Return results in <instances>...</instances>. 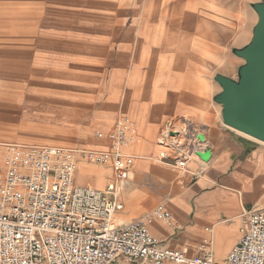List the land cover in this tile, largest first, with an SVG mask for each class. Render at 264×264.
I'll return each mask as SVG.
<instances>
[{
  "label": "crops",
  "instance_id": "1",
  "mask_svg": "<svg viewBox=\"0 0 264 264\" xmlns=\"http://www.w3.org/2000/svg\"><path fill=\"white\" fill-rule=\"evenodd\" d=\"M259 1L196 0L194 16L183 22L184 38L169 31L159 37L153 30L140 33L162 21H139L131 14L122 21L118 6L110 13L81 9L51 16L36 55L37 66L45 69L43 87L36 101L23 105L24 117L41 138L71 131L76 144L22 139L0 144L107 150V134L120 115L126 116L141 141L122 148L134 163L115 224L142 220L164 247L194 255L205 246L215 264H227L241 238L244 213L264 209V142L224 124L223 107L214 100L222 91L215 76L235 79L243 63L237 65L228 48L250 42L258 18L252 5ZM222 22L232 29L224 28L219 38ZM168 127L172 134L179 132L175 138L187 158L182 168L174 166L178 153L167 145ZM98 132L104 136L97 137ZM162 151L167 159H161ZM75 156L77 165L82 163L75 185L104 190L112 179L111 165ZM158 205L170 212V222L151 215Z\"/></svg>",
  "mask_w": 264,
  "mask_h": 264
},
{
  "label": "built area",
  "instance_id": "2",
  "mask_svg": "<svg viewBox=\"0 0 264 264\" xmlns=\"http://www.w3.org/2000/svg\"><path fill=\"white\" fill-rule=\"evenodd\" d=\"M116 124L107 134V150L0 144V264H215L205 246L194 255L164 247L142 220L115 224L134 163L122 148L141 141L126 116ZM178 133L168 130L165 138L178 153L175 168H182L187 158ZM76 154L92 164L111 165L112 179L104 190L75 185ZM168 155L162 151L161 159ZM151 215L167 222L172 218L163 205ZM241 231L226 263L264 264V209L247 210Z\"/></svg>",
  "mask_w": 264,
  "mask_h": 264
},
{
  "label": "rangeland",
  "instance_id": "3",
  "mask_svg": "<svg viewBox=\"0 0 264 264\" xmlns=\"http://www.w3.org/2000/svg\"><path fill=\"white\" fill-rule=\"evenodd\" d=\"M196 0H0V141L29 140L47 144H76L72 140L74 133L62 134L50 132L41 138L40 133H33L35 125L24 117L23 105L37 100V92L43 87L40 77L45 69L37 66L36 55L40 48L41 29L52 20L51 16L63 12H77L81 9L86 13L111 12V8L119 7L121 19L125 21L131 14L137 20L162 21L157 28L141 31H154L158 37L170 33L171 36L184 38L188 29L183 22L192 18L196 12L191 8ZM226 3L228 0H224ZM220 5L223 0H217ZM237 0H231V4ZM198 13V12H197ZM171 20L172 24L167 22ZM220 20V19H218ZM170 28H169V27ZM219 38L232 29L229 24L218 23ZM233 32L238 25L233 24ZM180 32V33H179ZM44 37V36H43ZM220 41V40H219ZM241 43L235 40V44ZM221 52V49L220 51ZM228 52L233 54L231 47ZM239 64L244 63L238 57ZM221 60L223 58H220ZM237 66H235L236 70ZM235 80L238 73L234 74ZM41 138L38 140L35 138ZM84 138V137H83ZM82 163L77 165L80 170Z\"/></svg>",
  "mask_w": 264,
  "mask_h": 264
},
{
  "label": "water",
  "instance_id": "4",
  "mask_svg": "<svg viewBox=\"0 0 264 264\" xmlns=\"http://www.w3.org/2000/svg\"><path fill=\"white\" fill-rule=\"evenodd\" d=\"M257 13L250 42L233 53L244 59L238 79L216 75L222 91L214 100L222 105V121L230 128L264 142V0L253 3Z\"/></svg>",
  "mask_w": 264,
  "mask_h": 264
},
{
  "label": "bare ground",
  "instance_id": "5",
  "mask_svg": "<svg viewBox=\"0 0 264 264\" xmlns=\"http://www.w3.org/2000/svg\"><path fill=\"white\" fill-rule=\"evenodd\" d=\"M169 127H170V126H169ZM169 127H168V130L170 129Z\"/></svg>",
  "mask_w": 264,
  "mask_h": 264
}]
</instances>
